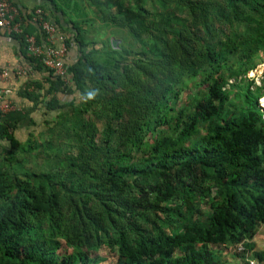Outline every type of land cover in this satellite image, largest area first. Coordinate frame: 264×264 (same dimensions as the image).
<instances>
[{"label": "trees", "instance_id": "obj_1", "mask_svg": "<svg viewBox=\"0 0 264 264\" xmlns=\"http://www.w3.org/2000/svg\"><path fill=\"white\" fill-rule=\"evenodd\" d=\"M49 1L77 60L68 83L13 36L56 116L20 142L0 110V264H264V0H80L73 27Z\"/></svg>", "mask_w": 264, "mask_h": 264}, {"label": "crops", "instance_id": "obj_2", "mask_svg": "<svg viewBox=\"0 0 264 264\" xmlns=\"http://www.w3.org/2000/svg\"><path fill=\"white\" fill-rule=\"evenodd\" d=\"M52 1H55L59 6L57 18L60 19V23L63 26L73 27L72 18L77 21L80 20L81 23H83V19L79 18L80 16L78 14L87 12V9L85 4H82L80 0ZM11 3L18 8L20 18L24 22V25L26 24L25 28L28 26L27 22L34 23L32 16L38 5L45 3L51 8H54L52 2L49 0H11ZM70 14H75V16L72 17ZM49 17L50 16H48V18ZM49 20L56 26L55 17L51 16ZM35 24L31 27V31L37 36L39 32L35 29L38 25ZM83 28L90 29L88 25L84 24ZM97 29L93 31V27L91 28L93 35L94 32L98 33ZM57 30L59 32L58 36H60V34L64 35L58 27ZM104 31L105 32L101 33L102 36H99V40L101 41L111 37L110 30ZM58 36L56 37V45L59 44ZM76 60L77 52L73 49L68 50L65 57L66 65L69 67L75 63ZM5 71L9 73L8 77L2 76V73ZM46 76H48L47 71H39L38 69L32 68L26 59H24L21 42L0 29V91L3 92L4 99L13 105V108L4 113L3 116L5 121L12 124L13 127L11 131L20 142L27 141L31 134L38 133L43 129V126L49 119H54L56 116L55 112L47 114L46 109L42 108L41 105L40 107H36L34 102L31 101L30 96L26 94L27 92H36L45 100H49L50 96L46 95L43 89L35 90V88L28 85L30 81H37V83H42L45 85L46 89H48L49 86L45 81ZM28 86L31 88H28ZM74 97L75 95L73 97L62 96L61 100L66 101ZM5 144L8 145V143Z\"/></svg>", "mask_w": 264, "mask_h": 264}, {"label": "built area", "instance_id": "obj_3", "mask_svg": "<svg viewBox=\"0 0 264 264\" xmlns=\"http://www.w3.org/2000/svg\"><path fill=\"white\" fill-rule=\"evenodd\" d=\"M32 20L42 30L45 38L40 43L34 34L25 33V25L19 15V10L8 0H0V29L9 35H24L28 52L42 62L46 70L52 71L55 76L62 77L66 82H70L69 67L65 63L68 53L66 36H58L57 27L49 20L47 13L40 7L33 12ZM58 36L59 44L56 45ZM3 77H8V72L2 73ZM13 105L4 99L3 92L0 91V110L4 114L11 110ZM240 250H244L241 246ZM248 264H256L254 260H248Z\"/></svg>", "mask_w": 264, "mask_h": 264}, {"label": "rangeland", "instance_id": "obj_4", "mask_svg": "<svg viewBox=\"0 0 264 264\" xmlns=\"http://www.w3.org/2000/svg\"><path fill=\"white\" fill-rule=\"evenodd\" d=\"M88 20H89V22L87 23L88 28L91 29L93 27V29H94L93 31H95L98 28L97 29L98 33L94 32L93 37L99 41V36H102L101 33L105 32L104 29H101V27H100L101 25L99 22L91 21L89 19V15H88ZM248 78H249V80H253L255 82L256 86H262L264 84V62L262 64L258 65L256 70L250 72L248 74ZM260 103L263 104L262 106H264V100H262V102L260 100ZM256 244H257L258 248L264 250V227L260 228V232L256 236ZM224 261H226L227 264H239L238 260H235V258H233L232 256H224Z\"/></svg>", "mask_w": 264, "mask_h": 264}, {"label": "water", "instance_id": "obj_5", "mask_svg": "<svg viewBox=\"0 0 264 264\" xmlns=\"http://www.w3.org/2000/svg\"><path fill=\"white\" fill-rule=\"evenodd\" d=\"M111 45L114 49H118L119 48V44H120V41L117 40L116 38H111Z\"/></svg>", "mask_w": 264, "mask_h": 264}]
</instances>
